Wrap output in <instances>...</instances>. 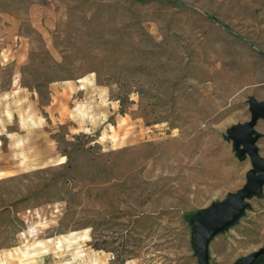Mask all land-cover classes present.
<instances>
[{
    "label": "rangeland",
    "instance_id": "374dc122",
    "mask_svg": "<svg viewBox=\"0 0 264 264\" xmlns=\"http://www.w3.org/2000/svg\"><path fill=\"white\" fill-rule=\"evenodd\" d=\"M174 1L0 0V264H197L193 219L256 171L227 134L264 100V0ZM246 201L209 264L264 247Z\"/></svg>",
    "mask_w": 264,
    "mask_h": 264
},
{
    "label": "water",
    "instance_id": "95a60500",
    "mask_svg": "<svg viewBox=\"0 0 264 264\" xmlns=\"http://www.w3.org/2000/svg\"><path fill=\"white\" fill-rule=\"evenodd\" d=\"M248 109L249 119L235 124L227 135L235 146H240L238 155L247 154L256 171H248L244 184L237 191L227 193L224 199L213 202L193 219V251L197 264H209L210 239L235 221L247 206L246 199L251 195L260 194L264 184V158L258 152L256 141L259 134L255 132L257 121L264 119V100L251 99ZM263 254L264 247H261L233 264H254Z\"/></svg>",
    "mask_w": 264,
    "mask_h": 264
},
{
    "label": "trees",
    "instance_id": "16d2710c",
    "mask_svg": "<svg viewBox=\"0 0 264 264\" xmlns=\"http://www.w3.org/2000/svg\"><path fill=\"white\" fill-rule=\"evenodd\" d=\"M155 1L166 2V3H172V4L178 5V6H180V7L194 8V6H193L192 4H189V3H186V2H183V1H174V0H155ZM204 15H206V16L210 19V21H212L213 23H216L218 26L222 27V28H223L224 30H226L227 32L232 33L231 29H230L227 25L222 24L221 22H219V21H218L215 17H213L212 15H209V14H207V13H204ZM233 34H234V33H233ZM235 36L239 37V36L236 35V34H235ZM239 38H241V37H239ZM250 45H251L252 47H254L252 43H250ZM260 55L264 58V54L261 53Z\"/></svg>",
    "mask_w": 264,
    "mask_h": 264
}]
</instances>
